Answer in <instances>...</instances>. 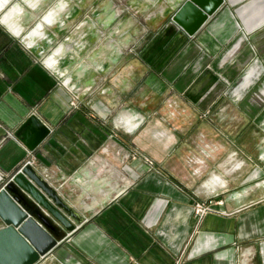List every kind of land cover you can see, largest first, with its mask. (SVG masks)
I'll use <instances>...</instances> for the list:
<instances>
[{
    "label": "crops",
    "instance_id": "crops-1",
    "mask_svg": "<svg viewBox=\"0 0 264 264\" xmlns=\"http://www.w3.org/2000/svg\"><path fill=\"white\" fill-rule=\"evenodd\" d=\"M124 1L0 0L22 8L19 35L0 19V188L29 161L82 220L49 217L37 264H264V0H225L193 37L171 22L185 0ZM31 114L50 130L33 151L16 134ZM135 119L141 135L119 132Z\"/></svg>",
    "mask_w": 264,
    "mask_h": 264
},
{
    "label": "water",
    "instance_id": "water-1",
    "mask_svg": "<svg viewBox=\"0 0 264 264\" xmlns=\"http://www.w3.org/2000/svg\"><path fill=\"white\" fill-rule=\"evenodd\" d=\"M225 6V0H185L171 22L193 37ZM16 134L33 151L47 139L50 130L31 114ZM49 217L67 232L82 223L57 190L26 163L0 188V264H37L50 253L57 240L50 233L55 227L47 220Z\"/></svg>",
    "mask_w": 264,
    "mask_h": 264
},
{
    "label": "rangeland",
    "instance_id": "rangeland-1",
    "mask_svg": "<svg viewBox=\"0 0 264 264\" xmlns=\"http://www.w3.org/2000/svg\"><path fill=\"white\" fill-rule=\"evenodd\" d=\"M67 2H68V0H66ZM155 0H153V2H154ZM60 2V0H57V3H59ZM118 2H121V3H125L126 1H124L123 2V0H117V3ZM56 3V4H57ZM123 5H125V4H123ZM182 5V4H181ZM7 6H9V7H12V6H16L15 5V1L14 2H12V3H8V5ZM156 6V5H155ZM60 7H64V4L62 3L61 5H60ZM181 7V6H180ZM179 7V8H180ZM178 8V9H179ZM155 9H158V7H154L153 6V10H155ZM18 10V11H17ZM21 10H22V8H20V7H18V9H16V8H13L9 13H7V14H11V15H14V13L17 11V13L15 14V15H19L20 13H21ZM51 12H54L53 10L51 11ZM48 13V12H47ZM46 13V14H47ZM46 14L44 15V16H46ZM5 14H2V15H0V19L2 20V17L4 16ZM44 16H43V18H44ZM15 17V16H14ZM14 17H12L11 19L13 20V19H15ZM55 19L56 18H54V13H53V15H49V16H47L46 17V20H48L50 23H52V22H54L55 21ZM47 22V21H46ZM15 25H17V24H15ZM12 30H13V28H12V26H9ZM17 31H18V33L16 32V31H14L17 35H19L20 33H21V29H20V27H17V28H15ZM30 33H31V30H29V31H25V34H24V36L25 35H30ZM154 33V32H153ZM28 41V40H27ZM25 46L26 47H29L27 44H25ZM238 47H239V45L238 44H236V46H235V48H233V51H235L236 49H238ZM131 51V50H130ZM46 60V59H45ZM46 62V61H45ZM47 64L50 66V67H52V66H54V65H56V61L53 59V58H50V59H48V61H47ZM255 76V74H253V71H250L249 70V72L247 73V76L245 77V78H243L242 80V82L240 83V86L242 87L243 85H246V84H248L249 83V81H250V79L252 78V77H254ZM61 84H62V86H66L67 88H68V82L67 81H65V80H63L62 82H61ZM72 92V91H71ZM73 93V92H72ZM76 95V94H75ZM77 96V95H76ZM234 96H236V94L234 95ZM78 97V96H77ZM255 97V99L258 101V102H264V86L262 87V89L259 91V93L257 94L256 93V95L254 96ZM255 100V101H256ZM77 104H78V101H77ZM70 106H72L71 105V103H70ZM77 106V105H76ZM75 106V107H76ZM146 117V116H145ZM169 118L170 117V115L169 116H167V115H152L150 118H156V119H160V118ZM147 118V117H146ZM170 118H172V116L170 117ZM140 120H142V119H140ZM140 120H138V119H135V120H133V121H130V120H126L125 122H123V123H121V125H120V127H119V132H123L124 133V131H126V132H128L127 131V129L129 130V131H131V132H129L128 134H131V135H135V136H138V135H141V133L143 132V130H144V125L146 124H143L142 122L144 121H140ZM141 122V123H140ZM135 129V130H134ZM172 129V128H171ZM134 130V131H133ZM172 132H174V131H172ZM158 151V150H157ZM129 159H135V162H136V166H139V165H144V166H146L147 165V167L149 168H151V169H153V168H155V167H157V164H156V160L155 159H152L151 157H150V155H147V154H145L144 153V151L143 150H141L139 147H138V145L137 146H135V147H133L132 149H131V152H130V155H129ZM145 159H149V161L152 163L151 164V166H149L147 163H145ZM187 159V158H186ZM188 161V166H190V167H196V162H194V163H192V161H195V160H191V159H188V160H186V162ZM220 162V164H218V165H221V163L222 164H224L225 162L224 161H227V160H219ZM237 162L238 163H240L241 162V160H237V159H235L234 161H233V159L231 160V162H226L227 164H226V166H225V170L226 171H228V170H230L232 167H237V166H239V165H236L237 164ZM28 163V162H27ZM249 163V162H248ZM146 164V165H145ZM184 164H185V161H184ZM186 165V164H185ZM200 166H203L202 165V163L200 164ZM252 174H250V171H249V173H248V175H247V177H248V179L250 178V177H252L251 176ZM205 177L203 178V179H208V177L209 176H207V175H204ZM233 176H235L233 173L232 174H227V178H229V179H231ZM204 181V180H203ZM4 186V185H3ZM231 187H228L227 189L229 190ZM233 191H235V190H230V192H233ZM229 193V192H228ZM234 193V192H233ZM213 199V198H212ZM207 201V200H206Z\"/></svg>",
    "mask_w": 264,
    "mask_h": 264
},
{
    "label": "built area",
    "instance_id": "built-area-1",
    "mask_svg": "<svg viewBox=\"0 0 264 264\" xmlns=\"http://www.w3.org/2000/svg\"><path fill=\"white\" fill-rule=\"evenodd\" d=\"M77 101H78V97L75 94H72L71 101H70L72 107H75L77 105ZM28 163L30 162L28 161ZM145 163H147L149 166H151L152 164L149 161V159H145ZM220 203L221 201L217 202V204H220ZM213 205L214 204H213L212 198L207 201H195L194 202L192 210H193L194 217L196 218L198 223L201 222V220L213 210Z\"/></svg>",
    "mask_w": 264,
    "mask_h": 264
},
{
    "label": "bare ground",
    "instance_id": "bare-ground-1",
    "mask_svg": "<svg viewBox=\"0 0 264 264\" xmlns=\"http://www.w3.org/2000/svg\"><path fill=\"white\" fill-rule=\"evenodd\" d=\"M18 11V10H17ZM17 11L14 13V15L11 14H5L2 17V22L7 24V25H15L16 23L14 22V20H12L11 18L15 16V14L17 13ZM16 25L13 27V30L16 31L18 33V31L15 29Z\"/></svg>",
    "mask_w": 264,
    "mask_h": 264
}]
</instances>
